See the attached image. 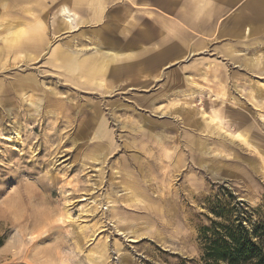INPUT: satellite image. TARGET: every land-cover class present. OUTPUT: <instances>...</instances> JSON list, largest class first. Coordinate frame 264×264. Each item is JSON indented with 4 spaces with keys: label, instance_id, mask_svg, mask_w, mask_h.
<instances>
[{
    "label": "rangeland",
    "instance_id": "1",
    "mask_svg": "<svg viewBox=\"0 0 264 264\" xmlns=\"http://www.w3.org/2000/svg\"><path fill=\"white\" fill-rule=\"evenodd\" d=\"M67 1L81 25L54 36L53 0H0V264H204L211 230L264 222V70L247 67L264 52L218 33L251 0H216L210 30L184 28L204 49L158 68L145 1L107 0L97 23ZM47 11L49 45L4 50ZM91 59L117 75L80 73Z\"/></svg>",
    "mask_w": 264,
    "mask_h": 264
},
{
    "label": "crops",
    "instance_id": "2",
    "mask_svg": "<svg viewBox=\"0 0 264 264\" xmlns=\"http://www.w3.org/2000/svg\"><path fill=\"white\" fill-rule=\"evenodd\" d=\"M143 1L145 2H142V9L143 6H146L143 10H157L162 15L161 20L163 26L161 31L165 34L158 38V42L153 44L151 46L152 48L144 47L143 49L147 52L145 59L155 63L157 68L160 64L166 63L164 61H170L168 63H172L180 60L183 57L182 54L184 51L185 53H189L190 51L193 54L197 51L203 50V46L200 47L189 43L190 37L184 32V28H189L190 30L196 29L198 31H208L213 25L212 15L220 13L222 9L219 5H217L216 0H161L157 4L150 3L146 0ZM75 9L76 13L80 16V18H82L84 16L82 10H78L77 8ZM248 11L250 12L251 17L240 15L231 18L230 21L222 24L221 29L220 25L218 33L221 35H229L236 40L243 37L246 42V48L252 45L258 46L257 48L259 50L256 53H263L264 40H261L262 35H264V0H251L248 5ZM86 13L88 14L86 16H88L89 19L91 18L90 22L97 23L105 18L101 7L93 11L90 10L89 12L86 10ZM126 13L127 11L124 13V18L126 19L128 26L136 28L138 24H136L135 16H132L130 11L128 14ZM115 19L118 20L119 17L117 16ZM110 20L112 21L113 18L110 17ZM112 24H110V26H112ZM142 25L144 29L141 32L139 30L138 33L142 36L144 46V43L152 42L153 39H151L148 33L144 20ZM242 26L245 27L243 28ZM246 29H249L248 36L245 35ZM184 34H186L185 37L183 36ZM137 40L135 37L133 40L130 39L127 41L114 39V42H125L128 49H130L133 47L132 44ZM234 50V46H231L226 50V52L228 51L232 55ZM261 57L262 58L260 59L258 57H254L252 61H249L247 67L258 69L262 65L260 68L264 70V63L261 62L263 55H261Z\"/></svg>",
    "mask_w": 264,
    "mask_h": 264
},
{
    "label": "bare ground",
    "instance_id": "3",
    "mask_svg": "<svg viewBox=\"0 0 264 264\" xmlns=\"http://www.w3.org/2000/svg\"><path fill=\"white\" fill-rule=\"evenodd\" d=\"M83 1H85L89 5L90 10L92 11L97 8H100L102 5L106 3V0H75L74 2H78L82 4ZM52 3L53 5H55L54 13L56 15L54 16L55 18H54V21L52 22V33L54 36L61 35L63 31L67 33L71 28L81 25L80 16L76 13L75 7H73L70 4V2L68 3L67 0H53ZM87 4L85 5L86 8H88ZM48 14L49 12L47 11L45 13V20L42 22H39L34 27L30 26L28 31L25 32V29L24 30L20 29L19 31H16V33L13 35L10 41H8V43L4 45L5 49L4 48L3 49L7 53L8 52H25L28 54H30V51L36 54L39 52V50H43L45 45H49L48 43H50L49 37L47 35L49 31V25L47 21ZM245 35L247 36L249 35V29L245 30ZM59 53L62 54L63 52H59ZM188 54L190 55L192 53L189 51ZM57 55L58 53L54 54L53 56L56 57ZM113 58H114V54L108 55V60H111ZM99 62L100 61L94 60V59L85 61L80 66L81 68L80 73L85 71L87 74L90 75V77H93V76L96 77L101 74H103L105 77H114V75H117L115 74L116 72L114 71V69H111L109 67V64H107V62L105 64H102V63L99 64ZM104 67H105V71H102ZM18 85L21 89L30 88V90H32V86H33L32 83L28 82V80L26 81L20 80ZM101 129L103 128L101 127Z\"/></svg>",
    "mask_w": 264,
    "mask_h": 264
},
{
    "label": "trees",
    "instance_id": "4",
    "mask_svg": "<svg viewBox=\"0 0 264 264\" xmlns=\"http://www.w3.org/2000/svg\"><path fill=\"white\" fill-rule=\"evenodd\" d=\"M211 231L212 236L205 238L204 264H264V222L251 229L238 222Z\"/></svg>",
    "mask_w": 264,
    "mask_h": 264
},
{
    "label": "snow or ice",
    "instance_id": "5",
    "mask_svg": "<svg viewBox=\"0 0 264 264\" xmlns=\"http://www.w3.org/2000/svg\"><path fill=\"white\" fill-rule=\"evenodd\" d=\"M32 239H36L35 237H32Z\"/></svg>",
    "mask_w": 264,
    "mask_h": 264
}]
</instances>
